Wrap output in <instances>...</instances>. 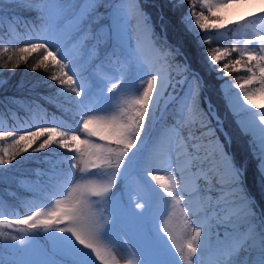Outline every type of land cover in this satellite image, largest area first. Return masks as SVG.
<instances>
[{
	"label": "trees",
	"instance_id": "1",
	"mask_svg": "<svg viewBox=\"0 0 264 264\" xmlns=\"http://www.w3.org/2000/svg\"><path fill=\"white\" fill-rule=\"evenodd\" d=\"M68 1L2 0L0 3L3 10L0 12L3 17L0 23V132L13 131L19 135L22 130L35 131L43 127L72 133L82 127V121L88 115L99 116L96 112L91 113L94 96L86 94L77 98L66 86L62 87L58 81L49 78L60 75V69L51 63L50 58L45 67L39 64L42 58L40 50L19 51L27 43L47 42L54 52L59 47L60 52L56 55L68 65L65 71L74 75L78 83L82 77L85 87L94 76L109 79V85L123 82V86L117 88V109L127 108L132 101L129 90L134 83L132 60L125 63L126 57L111 55L118 44L109 35L108 0H99L103 6L89 12L83 19L79 18L83 0H77L74 10L70 12L65 7ZM138 1L151 23L153 44L165 52L169 71L175 75L182 73L186 77L192 76L196 83L199 111L181 116L178 128L193 133L196 131L192 120L194 113L210 118L209 107L212 108L218 117L213 122L219 124L221 141L236 167L241 170L244 191L251 199L252 208L258 217L264 218V179L256 167L247 136L241 132L226 108L218 88L219 78L207 62L209 53L225 52L216 63L225 70V77L237 79L246 74V70L237 68L239 64H244L236 63L241 56L237 50L229 47L226 40L219 42L211 30H201L195 24V16L201 12L197 0ZM43 3L47 7L41 11L40 4ZM189 13L193 16L188 17ZM225 65H228L226 69ZM117 69L122 70L121 74H117ZM177 108L175 99L168 102L166 118L174 120L175 115L179 114ZM77 134L81 139H89L82 132ZM46 138V135L42 136L32 148L17 154L14 137H0V156L11 160L10 164L0 166V212L8 217L4 219V216H0V220H3L0 223V264L16 261L20 250L14 246L12 237L23 232L36 237L46 250L51 248L42 229L34 231L26 225L15 223L17 219L31 215L44 206L45 214L55 208L73 172L74 168L70 165L74 164L78 153L65 150L55 142L48 149L35 151ZM92 139L101 142L98 138ZM13 156L15 159H12ZM112 191L130 206L119 177ZM80 261L81 264H88L82 259Z\"/></svg>",
	"mask_w": 264,
	"mask_h": 264
},
{
	"label": "snow or ice",
	"instance_id": "2",
	"mask_svg": "<svg viewBox=\"0 0 264 264\" xmlns=\"http://www.w3.org/2000/svg\"><path fill=\"white\" fill-rule=\"evenodd\" d=\"M208 3V0H205ZM2 3V0H0ZM99 0H85V7L80 10V19H83L89 12H95L97 7H102ZM208 3V11L211 12L213 8L222 7ZM47 7L46 3L40 4V10L43 11ZM134 11L139 13L138 0L133 5ZM3 10L0 9V12ZM264 14V9L260 10ZM195 15V14H194ZM112 18L115 25V32L117 36V49L113 50L111 55L117 57H126L125 63H128L134 56L137 55L133 50H130L123 37L126 33L127 24L129 20L128 9L125 0H120L113 6ZM205 13L201 11L195 16V24L201 30H219L223 28V24L205 23ZM215 19L219 21L221 18L216 16ZM3 22V17L0 16V23ZM259 40L264 44V36L259 37ZM40 50L42 58L39 64H44L51 59V63L60 69V75H52L51 80L58 81L60 86H66L67 90L74 92L77 98L90 95L94 96L95 108L91 111L97 112H111L112 114L106 117L88 115L83 119L82 127L77 129V132H82L89 137V139H81L77 132L60 131L57 128H43L38 127L35 131L22 130V134L17 135L13 131L0 132V137H14L13 144L18 146L17 154L27 151L42 137L47 136L42 143H39L35 151H43L48 149L54 142L68 151L79 153L81 159L84 160L87 166L88 175H97L102 173L109 176L110 179L107 184L87 183L84 185H77L73 192L75 195L70 200H57L56 207L46 214L40 211H33L31 215H25L15 221L18 225H26L28 229L39 230L44 229L47 233L46 239L51 245L50 249L42 250L45 255L50 258L43 261L34 262V264H81L80 255L90 254L101 264H112L101 249V240L108 239L117 241L120 240V233L123 232L125 236L135 241L136 250L140 256V264H178L176 254H179V260H185L186 264H192L188 259L195 256L198 251L202 250L200 243L202 236V227L194 226L192 232L181 234L180 239L167 227H157L155 233L152 232V227L149 223V218L155 220L163 213H157L153 216L151 211L145 215L144 203H134L133 208H129L119 195H114L112 189L116 187V178L119 177L124 182V188L131 196L135 189L126 183V176L132 161L136 160L138 154L143 153L147 148V137L152 131V125L156 118V113L159 109L158 97L160 91L157 87L158 76L151 75L147 81L146 86L141 82L142 92L133 101L128 103L127 108H118L113 104L117 95V88L123 86L120 84H113L109 87L110 80L106 78L93 77L85 87L83 78L81 82H77L74 75H69L65 69L68 67L63 59H58L56 53L60 52V48L56 47L55 52L49 47L47 42L27 43L24 47L19 49L22 53L36 52ZM179 54V50H176ZM241 59L236 63L243 62L248 65L247 71L251 73L246 83L252 85L258 83L259 88L256 91H264V48L259 53L256 52H241ZM211 60L216 62L220 60V56L213 53ZM39 64L37 67H39ZM15 67V66H14ZM228 65H225L226 69ZM257 70L259 75H257ZM117 74H121L122 70L117 69ZM222 72L223 69H217ZM197 82V87H199ZM243 88V85H237ZM256 94L255 91L249 92L246 88L243 92V100L249 105L253 104L250 97ZM83 103V101H80ZM257 107H260L259 105ZM259 124L262 135L259 140L253 135L250 126L242 125L241 132L244 135L250 136V147L253 151L254 158L258 161L257 167L261 175H264V114L259 116ZM94 125L96 127H90ZM92 138H98L101 142L97 143ZM135 149V151H133ZM7 152V150H6ZM228 178L231 183L238 186V191L242 193L238 197V202L241 207L238 215L232 226L235 228L237 223L244 222L252 224L258 218L252 209L251 199L244 191L241 170L236 167L231 157L227 153H222ZM15 159V156L12 157ZM11 160L0 156V166L10 164ZM142 163H144L142 161ZM151 163V162H147ZM173 162L167 164L168 168H172ZM70 167L75 168V164ZM83 171V170H82ZM147 175L151 177L152 181L159 188L167 193L168 197L175 204L179 203L178 196L181 199H189L188 194L184 193L177 184L176 189H173L172 183L166 180L163 176L154 174L153 171L145 169ZM139 196V193H137ZM96 197V200H92ZM143 199L144 197H140ZM215 211V207L213 208ZM0 216H4L0 212ZM4 216V219H7ZM3 223V220H0ZM220 224H224V220H220ZM163 231L166 237L161 236ZM252 237L258 235L259 237V258L249 260L247 264H264V218L259 217V232H255L253 228L249 229ZM15 240V237H12ZM234 237L225 231L222 234V239L219 240L218 252L222 259L219 264H241L236 261V256L239 249L236 247ZM171 241V245L168 241ZM19 243L24 245L25 240H20ZM31 242L29 241V244ZM127 244V241H124ZM175 248V252L172 248ZM27 251L35 254V249L29 247ZM59 257V259L55 258ZM199 260V258H197Z\"/></svg>",
	"mask_w": 264,
	"mask_h": 264
},
{
	"label": "rangeland",
	"instance_id": "3",
	"mask_svg": "<svg viewBox=\"0 0 264 264\" xmlns=\"http://www.w3.org/2000/svg\"><path fill=\"white\" fill-rule=\"evenodd\" d=\"M76 1L77 0H69L67 2L65 7L69 12L74 10L73 6ZM119 2L120 0H108L107 6L109 35L115 42H117V36L112 18V11L113 6ZM125 2L128 9L129 20L123 39L130 50L137 53V55L131 59L134 83L129 90L132 101L140 95L143 90L142 86L139 87V89L137 86L140 85L141 82L146 86V81L151 75L158 76L157 87L161 93L158 97L159 109L152 125V131L147 137V148L143 153L138 154L136 160L132 161L126 176V183L135 189L132 195L133 202L131 201L129 192L125 190L122 180L124 194L130 204L129 208H133L134 203L139 202L145 204V209L143 211L146 216L149 211H151L153 216L162 212L163 214L159 215L154 221L149 218L152 232L155 233L158 226H167L171 230L166 219V202L172 201L167 193L159 188L158 185L155 184V181H152L151 177L147 175L145 169L147 168L149 170L153 168L155 174L163 176L172 183L174 190L177 184L179 186L183 184L180 187L181 190L186 194H192V199L195 202L192 211L188 210L185 204L186 200L181 199L179 196V203L174 205L180 216L183 234L192 232L195 225L191 222V218H196L198 222L196 226L202 227L203 231L200 243L203 249L209 250L210 252L207 264H219V261L222 259L218 252V247L219 240L222 239V234L225 231H228L235 238L234 242L238 249L240 246L244 247L242 243L243 239H252L254 241V248L252 251L255 254L249 257L247 262L249 260L258 259L259 237L258 235L252 237L249 232L250 228H253L257 233L259 232V217L254 209L252 208L258 218L255 222L252 224L240 222L236 224L235 228L232 226V221H234L238 215H241L238 211L241 207L238 202V197L242 195V193L238 191V186L233 185L228 178L222 153H227L229 157L230 155L221 141L219 135L220 129H218L220 127L219 124L213 122V120L216 121L218 117L215 115L212 108L209 107L210 118L202 114L194 113L195 116L192 115L196 131L193 133L188 131L183 132L178 128L181 116L188 115L194 110L199 111L197 97L195 95V80L192 76L186 77L182 73L175 75L169 71L166 59L164 58L165 52L160 51L151 40V23L146 13L139 6V1V13L133 9L136 0H125ZM208 3L223 6L213 8L212 11L209 12ZM208 3H206L205 0H197L199 9L205 13L206 17H210L205 20V23L209 25L214 23L224 25V27L219 30L209 29L215 39L219 42L226 40L229 47L237 50L239 55L241 52L259 53L260 50L264 48V44L259 40V37L264 36V14L260 12L261 9H264V0H208ZM188 4H190V2ZM84 7L85 0H83V4L79 10ZM59 10L60 9H57V11ZM190 16H193V14L189 13L188 17ZM216 16H219L221 19L217 21L215 19ZM213 53L219 55L221 58L225 52L214 51L209 53L207 55V62L214 70L215 76L219 78L218 88L224 99L226 108L232 114L233 120L240 130L241 124L250 126L253 135L259 140L262 135L259 116L264 114V91H256V89L260 87L258 83H253L252 85L246 83L248 77L251 75V73L247 71L248 65L239 64L237 67L246 70L245 76H241L237 79L225 77V70L221 65L211 60V55ZM217 69H223V71L218 72ZM257 75H259L258 70ZM113 84L114 82H112L109 87ZM237 85H243L244 87L240 88L237 87ZM245 88L249 92H256L254 96L250 97L253 101L251 105L243 100ZM173 99L177 101V110L179 114L177 116L175 115V119L170 121L166 118L165 107L166 104ZM118 100L119 94L117 92L116 98L113 101L116 107H118ZM258 105L260 107H257ZM96 106L94 102L91 109ZM95 112L96 115L102 117L112 114L111 112L91 111L93 114ZM250 138V136H247V143L253 156V151L249 143ZM133 151H135V149H133ZM170 160L171 162L174 161L171 169L167 167ZM142 161L144 163H142ZM74 164L76 167L73 169L69 180L65 184L64 192L60 194L58 200H70L75 195L73 189H75L77 185H84L87 183L107 184L110 179L109 176H105L102 173H98L97 175L86 174L87 166L84 160L81 159L79 153L74 160ZM257 164L258 161L256 160V167ZM261 176L264 179V175ZM137 193H139V196ZM140 197L144 198L141 199ZM96 199V197H92V200ZM214 207L216 209L215 211L213 210ZM38 211L45 214V206ZM221 219L224 220L223 225L220 224ZM42 231L46 237L47 233L44 229H42ZM160 235L167 238L166 233L163 231H161ZM15 238L13 244L15 247H18L20 251L18 250L19 254L16 257V261L12 264H34V262L50 258L43 253L42 250H46V247L36 237L23 232ZM120 238L121 239L117 241L108 239L101 240V249L106 257L114 264H140V256L136 250L135 241L125 236L123 232L120 233ZM20 240H25L26 243L21 245L19 243ZM29 241L31 242L30 244ZM124 241H127V244H125ZM168 243L170 244L171 242L168 241ZM29 247L36 250L35 254L27 251ZM172 251L175 252V248H172ZM197 258H199V253L188 259L192 264H196ZM80 259L88 264H100L98 260L95 262L90 254L81 253ZM176 259L178 260V264H186L185 260H179L178 253L176 254ZM234 259L241 262V264H247V262L243 263L239 259L238 252Z\"/></svg>",
	"mask_w": 264,
	"mask_h": 264
},
{
	"label": "bare ground",
	"instance_id": "4",
	"mask_svg": "<svg viewBox=\"0 0 264 264\" xmlns=\"http://www.w3.org/2000/svg\"><path fill=\"white\" fill-rule=\"evenodd\" d=\"M241 126H242V124H241ZM170 162H171V160H170ZM149 170H152L155 174V171L153 170V168H150ZM181 183H182V180H181ZM181 185H183V184H180V187H181ZM191 195L192 194L189 193L188 196L190 198L185 199L186 200L185 204L188 207L189 211H192L194 209V206H195V204H194L195 202L192 199ZM166 203H167V205H166L167 210L165 209L166 213H167L166 219H167L168 224L171 228V231L177 236V239H180V235H181L183 229H182V223L180 220V216L178 214V210H177L176 206L174 205L175 203H172V202H166ZM191 222L195 226L198 224V222L196 221V218H191ZM242 241H243L242 243H243L244 247L243 246L239 247L238 254H239V259L244 263V262H247L249 257H252L255 254L252 251V249L254 248V241L252 239H249V238H245ZM198 253H199V260L196 259V264H207L208 263V257L210 254L209 250H205L202 248V250L198 251Z\"/></svg>",
	"mask_w": 264,
	"mask_h": 264
}]
</instances>
